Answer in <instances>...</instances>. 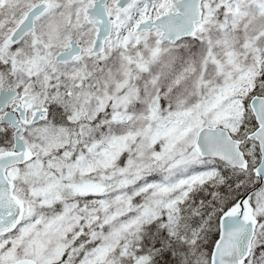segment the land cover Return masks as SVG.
<instances>
[{"label": "snow or ice", "instance_id": "snow-or-ice-1", "mask_svg": "<svg viewBox=\"0 0 264 264\" xmlns=\"http://www.w3.org/2000/svg\"><path fill=\"white\" fill-rule=\"evenodd\" d=\"M0 264H264V0H0Z\"/></svg>", "mask_w": 264, "mask_h": 264}]
</instances>
